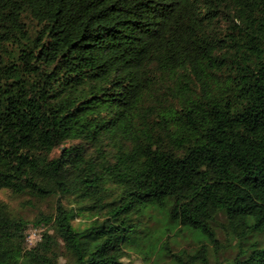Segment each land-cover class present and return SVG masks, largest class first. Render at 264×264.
Returning a JSON list of instances; mask_svg holds the SVG:
<instances>
[{
    "label": "trees",
    "instance_id": "trees-1",
    "mask_svg": "<svg viewBox=\"0 0 264 264\" xmlns=\"http://www.w3.org/2000/svg\"><path fill=\"white\" fill-rule=\"evenodd\" d=\"M0 190V264H264V0H0Z\"/></svg>",
    "mask_w": 264,
    "mask_h": 264
},
{
    "label": "rangeland",
    "instance_id": "rangeland-1",
    "mask_svg": "<svg viewBox=\"0 0 264 264\" xmlns=\"http://www.w3.org/2000/svg\"><path fill=\"white\" fill-rule=\"evenodd\" d=\"M0 201L7 203L13 210H16L17 213H20L27 219L33 218L36 209L41 208L44 210H48L52 208V204H53L52 201H48L46 203L32 202V204H27L25 199L20 197H15L5 190H0ZM77 221L78 219L76 220V222ZM158 221L149 223L151 229H157L160 226V223ZM44 230H45L44 226H40V227H34L31 225L28 226L26 230V241H25V246L27 249L33 247L40 240ZM216 230H217L218 247L214 248L213 246H210L209 253L211 257L219 255L223 247H227V249L223 253L224 256H230L231 254H233L232 252V248L234 247L233 244L228 243L227 241L228 238L224 234L223 230H221L219 227H217ZM169 242H170L169 250L171 253L177 252V249L181 247H185L188 250H192L195 246L192 243L191 239L186 235H181L179 237H174V236L170 237ZM173 242L175 244L171 245V243ZM150 259L152 261L156 259L158 261V264H166L168 262V259H164V257H160L158 255L156 256L152 255ZM123 264H147V262H145L142 255L132 252L130 256L123 259Z\"/></svg>",
    "mask_w": 264,
    "mask_h": 264
}]
</instances>
